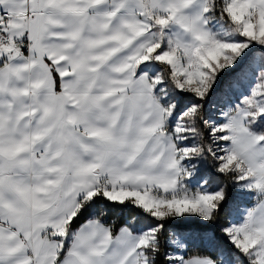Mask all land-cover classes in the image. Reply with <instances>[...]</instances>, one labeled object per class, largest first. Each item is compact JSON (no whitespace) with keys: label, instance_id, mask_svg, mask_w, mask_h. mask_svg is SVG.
I'll return each mask as SVG.
<instances>
[{"label":"snow or ice","instance_id":"1","mask_svg":"<svg viewBox=\"0 0 264 264\" xmlns=\"http://www.w3.org/2000/svg\"><path fill=\"white\" fill-rule=\"evenodd\" d=\"M0 264H264V0H0Z\"/></svg>","mask_w":264,"mask_h":264}]
</instances>
